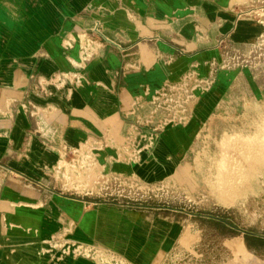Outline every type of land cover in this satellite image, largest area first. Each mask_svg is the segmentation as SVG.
<instances>
[{
	"label": "crops",
	"instance_id": "crops-1",
	"mask_svg": "<svg viewBox=\"0 0 264 264\" xmlns=\"http://www.w3.org/2000/svg\"><path fill=\"white\" fill-rule=\"evenodd\" d=\"M262 11L264 0H0V264H96L92 247L130 264L166 253L178 221L90 196L87 181L190 180L220 160L202 152L216 129L225 162L234 137L264 145V65L212 66L222 48L249 50ZM74 151L90 158L71 191ZM208 227L225 264H264V233L225 216Z\"/></svg>",
	"mask_w": 264,
	"mask_h": 264
},
{
	"label": "rangeland",
	"instance_id": "rangeland-1",
	"mask_svg": "<svg viewBox=\"0 0 264 264\" xmlns=\"http://www.w3.org/2000/svg\"><path fill=\"white\" fill-rule=\"evenodd\" d=\"M249 84V88L254 86L257 89V82L250 75ZM233 89H240L239 82ZM230 100L231 105H239V98ZM203 131L207 134L208 129ZM255 134V129L249 130L250 139H255ZM224 135L225 131L216 129L215 137L213 136L216 146L211 144L213 140L206 139L202 150L206 154L205 157L207 158L208 152L215 148L221 150L216 153L220 160L216 163L201 161L199 173L196 172L195 175L194 172L190 180L182 181L171 177L161 183L143 185L129 178L98 176L88 179V195L112 200L120 206L145 210L147 213H161V216H167L169 221L180 223L179 227L184 228L183 236L171 243L167 252L160 254L154 264H225L232 258L230 253L225 251L227 249L222 238L212 236L206 228H209L208 224L213 219L221 220L225 216L231 217L238 228L264 233V157L255 164L242 163L240 153L243 147L234 137L231 147H228L231 148V159L228 162L223 161V146L220 143ZM210 137L212 138V135ZM247 154V158L251 159V154ZM78 171H81L78 166L72 168L71 185L66 186V189H82L83 186L76 184L80 179ZM63 172L66 176L67 170L64 169ZM223 174L231 177V187H224L226 178ZM194 228L198 229L196 233ZM87 251L96 264L127 262L97 248L92 247Z\"/></svg>",
	"mask_w": 264,
	"mask_h": 264
},
{
	"label": "built area",
	"instance_id": "built-area-1",
	"mask_svg": "<svg viewBox=\"0 0 264 264\" xmlns=\"http://www.w3.org/2000/svg\"><path fill=\"white\" fill-rule=\"evenodd\" d=\"M260 19L264 23V11L260 13ZM264 25V24H263ZM221 42H219V46ZM212 66L220 69H230V68H248L255 69L264 65V29L257 37L256 41L251 45L248 51L242 52L238 50H228L225 48L221 49V59L219 62L212 61ZM207 85L211 82V78L207 79ZM89 155L84 156V162L80 160V157L76 156V152H71L69 160L67 161L70 169L75 168L80 163L86 165L89 161ZM81 161V162H80ZM62 165L59 166L61 168ZM53 247L59 246L63 252L70 250V245L66 242L53 241ZM72 249V248H71ZM77 249V250H76ZM74 250V249H73ZM79 253L80 250L75 248ZM87 251V250H86ZM88 254V253H87ZM114 257V256H113ZM117 259V257H115ZM116 264V263H112ZM117 264H119L117 262ZM125 264H130L126 262Z\"/></svg>",
	"mask_w": 264,
	"mask_h": 264
},
{
	"label": "bare ground",
	"instance_id": "bare-ground-1",
	"mask_svg": "<svg viewBox=\"0 0 264 264\" xmlns=\"http://www.w3.org/2000/svg\"><path fill=\"white\" fill-rule=\"evenodd\" d=\"M242 150H245L246 153H249L252 156L251 159L248 158L244 159V163L250 162L252 164H255L258 162L259 159L264 157V145H256L253 142H251L243 146ZM223 176L226 178L224 187L225 188L231 187V177L228 174H223Z\"/></svg>",
	"mask_w": 264,
	"mask_h": 264
}]
</instances>
